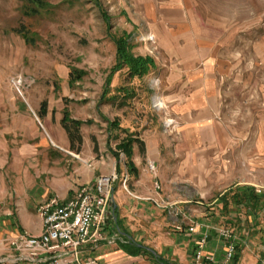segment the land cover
Masks as SVG:
<instances>
[{
  "label": "rangeland",
  "instance_id": "1",
  "mask_svg": "<svg viewBox=\"0 0 264 264\" xmlns=\"http://www.w3.org/2000/svg\"><path fill=\"white\" fill-rule=\"evenodd\" d=\"M38 1L0 0V163L6 162L0 189L11 198L25 185L23 171L42 153L63 161L60 169L51 166L56 174L65 168L67 177L88 163L100 165L98 178L118 175L113 196L123 191L129 202L141 203L130 226L117 215L120 238L130 234L159 256H190L187 240L200 235L191 251L195 260L204 251L200 240L213 236L225 262L227 245H236L237 258L226 264L242 256L241 264H264V0L192 2L218 101L210 141L193 138L190 146L169 104L162 99L164 107L156 105L166 73L152 69L161 55L140 21L145 0ZM186 4L190 11V0ZM122 39L132 56L153 60L143 76L131 77L126 65L116 71ZM65 111L84 123L79 152L61 125ZM130 137L143 141L144 151L134 145L138 174L128 180L132 171L118 145ZM142 181L145 193L138 192ZM243 187L256 190L258 202L234 194ZM9 239L0 235V259L8 255Z\"/></svg>",
  "mask_w": 264,
  "mask_h": 264
},
{
  "label": "crops",
  "instance_id": "2",
  "mask_svg": "<svg viewBox=\"0 0 264 264\" xmlns=\"http://www.w3.org/2000/svg\"><path fill=\"white\" fill-rule=\"evenodd\" d=\"M186 1L145 0V9L140 12L139 17H141L140 21L147 25L149 32L154 35L155 44L161 55L159 61L154 59L155 64L152 69L155 67L159 70L158 68L161 66L162 72L166 73L160 79L161 83H165L161 89L160 97L169 104L168 112L176 124L175 128L179 130L181 139L190 146V139L193 138L200 140L202 144L210 141L208 140L210 132L215 129L212 120L217 111L218 90L215 84L216 75L210 68V51L195 25L194 8H192L194 0H190V11ZM62 144L66 145L64 141ZM133 152L131 168L135 170H131L132 174L127 175L128 180L138 174L139 167L133 159L135 148H133ZM62 162H52L48 154L37 155L33 164L28 165L26 171L22 173L25 177V185L22 184L14 192H11V198L8 196V189H0V193H2L0 197V235L11 238L23 231L34 236L41 235L43 228L38 215L40 205L54 198L66 202L72 199L81 187L92 185L98 179L99 175L97 176L96 169L100 168V165L93 169L88 163L86 169L83 166L78 167V172H76L78 175L67 177L65 168L58 171L57 174L55 169H52V164L58 165L60 169ZM127 162L126 166L128 167ZM4 166H6V162L2 161L0 169H3ZM1 183L3 182L1 181ZM138 186H140L138 187L140 193H145L148 187L145 181H142ZM248 188L250 187L240 188L234 193L247 194L249 193ZM127 198L123 191H119L117 196H113L114 218L107 227L110 229L108 233L111 235L117 232V228L120 230L117 215L121 218L122 224L130 226L131 212L136 211L141 205L140 202H129ZM7 200L11 201L9 207L6 204ZM127 230L126 232L129 234L130 231L128 228ZM120 234L121 240H118L115 245L104 243L94 252L99 264H160L152 253L140 246L139 242L130 234L129 236L124 233ZM199 238L200 235H192L187 240L190 256L181 252L172 256L160 254V257L171 264H187L189 262L195 264L191 251L196 247ZM130 241H134L138 246L130 244ZM223 253L221 243L213 236H208L203 254L213 257V264H226ZM243 259L242 256L238 264H241ZM245 263L248 264L247 261ZM203 264L212 263L205 262Z\"/></svg>",
  "mask_w": 264,
  "mask_h": 264
},
{
  "label": "built area",
  "instance_id": "3",
  "mask_svg": "<svg viewBox=\"0 0 264 264\" xmlns=\"http://www.w3.org/2000/svg\"><path fill=\"white\" fill-rule=\"evenodd\" d=\"M167 125L171 126L172 122ZM151 168L155 171V166ZM117 180L118 175L114 171L99 177L92 185L81 187L66 202L54 198L40 205L41 235L23 231L11 237L8 255L0 259V264H99L94 252L104 243L115 245L121 239L117 232L111 235L104 231L114 218L113 185ZM160 188L156 183V189ZM223 236L229 241L232 237L229 233ZM205 244L206 239H201L200 248L203 249ZM235 248L236 245L229 242L226 262L234 259ZM195 260L196 264H202V260L214 261L203 251L197 253Z\"/></svg>",
  "mask_w": 264,
  "mask_h": 264
},
{
  "label": "trees",
  "instance_id": "4",
  "mask_svg": "<svg viewBox=\"0 0 264 264\" xmlns=\"http://www.w3.org/2000/svg\"><path fill=\"white\" fill-rule=\"evenodd\" d=\"M33 1L39 2L38 0H33ZM127 46L128 44L124 39L117 41L120 65L116 69V71L120 70L124 65H126L129 68V75L131 77H135V76L141 77L149 70V67L153 65V60L151 58H143V57L135 58L127 51ZM42 106L45 107L46 104L44 103ZM43 115H45V113H43L42 116ZM61 125L68 135L71 144V149L79 152L83 143V137L80 133V130L81 127L84 125V123L80 120L70 118L68 111H65L64 117L61 120ZM135 144L139 145L140 148H142L141 150L144 151L143 141H141L137 137L134 138L130 137L126 139L125 142L123 141V143L118 145L119 150L122 151L125 154L126 158L128 159L127 164L130 170H135L131 168V166L133 165L131 159L134 154L133 148ZM247 190L249 193L243 194L245 195L244 199H248L249 202H251L252 199H254L258 202V199L260 198L257 197V195L254 193L253 188H248ZM234 194L237 195V193ZM238 205H240V203H238ZM129 243L138 246L134 241H130ZM152 255L156 259V261L160 264H171L170 262L162 259L160 256H158L155 253H152ZM236 258L237 257L235 256L234 259Z\"/></svg>",
  "mask_w": 264,
  "mask_h": 264
},
{
  "label": "bare ground",
  "instance_id": "5",
  "mask_svg": "<svg viewBox=\"0 0 264 264\" xmlns=\"http://www.w3.org/2000/svg\"><path fill=\"white\" fill-rule=\"evenodd\" d=\"M156 105L158 106V107H161V108H163L164 107V102H163V100H162V98L161 97H158L157 99H156ZM169 124V123H168Z\"/></svg>",
  "mask_w": 264,
  "mask_h": 264
}]
</instances>
